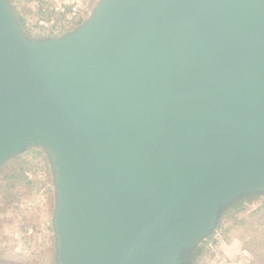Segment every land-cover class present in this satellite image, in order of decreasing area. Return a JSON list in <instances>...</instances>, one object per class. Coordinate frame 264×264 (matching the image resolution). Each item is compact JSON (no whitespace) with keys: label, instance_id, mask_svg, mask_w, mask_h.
Instances as JSON below:
<instances>
[{"label":"water","instance_id":"1","mask_svg":"<svg viewBox=\"0 0 264 264\" xmlns=\"http://www.w3.org/2000/svg\"><path fill=\"white\" fill-rule=\"evenodd\" d=\"M31 145L58 264H184L264 192V0H99L43 39L0 0V164Z\"/></svg>","mask_w":264,"mask_h":264},{"label":"rangeland","instance_id":"2","mask_svg":"<svg viewBox=\"0 0 264 264\" xmlns=\"http://www.w3.org/2000/svg\"><path fill=\"white\" fill-rule=\"evenodd\" d=\"M8 2L24 34L43 39L73 31L99 0ZM49 160L45 149L31 145L0 164V264H58L56 178ZM184 264H264V192L227 205Z\"/></svg>","mask_w":264,"mask_h":264}]
</instances>
